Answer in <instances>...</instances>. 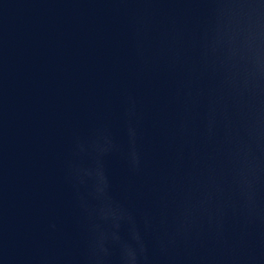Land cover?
Masks as SVG:
<instances>
[{
    "label": "water",
    "instance_id": "water-1",
    "mask_svg": "<svg viewBox=\"0 0 264 264\" xmlns=\"http://www.w3.org/2000/svg\"><path fill=\"white\" fill-rule=\"evenodd\" d=\"M0 264H264V0H0Z\"/></svg>",
    "mask_w": 264,
    "mask_h": 264
}]
</instances>
